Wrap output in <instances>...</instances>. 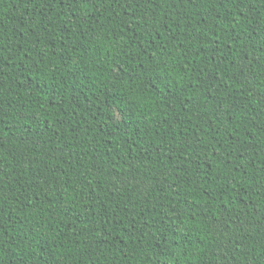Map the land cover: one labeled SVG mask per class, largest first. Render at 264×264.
Returning a JSON list of instances; mask_svg holds the SVG:
<instances>
[{"label":"trees","instance_id":"trees-1","mask_svg":"<svg viewBox=\"0 0 264 264\" xmlns=\"http://www.w3.org/2000/svg\"><path fill=\"white\" fill-rule=\"evenodd\" d=\"M0 264H264V0H0Z\"/></svg>","mask_w":264,"mask_h":264},{"label":"snow or ice","instance_id":"snow-or-ice-1","mask_svg":"<svg viewBox=\"0 0 264 264\" xmlns=\"http://www.w3.org/2000/svg\"><path fill=\"white\" fill-rule=\"evenodd\" d=\"M152 83H154V82H152Z\"/></svg>","mask_w":264,"mask_h":264}]
</instances>
